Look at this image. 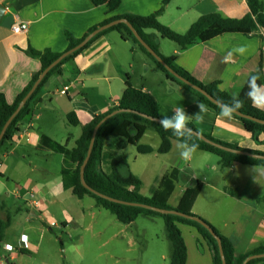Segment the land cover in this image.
<instances>
[{
	"label": "crops",
	"instance_id": "1",
	"mask_svg": "<svg viewBox=\"0 0 264 264\" xmlns=\"http://www.w3.org/2000/svg\"><path fill=\"white\" fill-rule=\"evenodd\" d=\"M164 1L122 0L117 9L110 11L105 5L95 6L91 0H0V7L5 8L0 22V93L13 104L33 75L41 72V62L26 54L29 47L62 55L69 47L67 33L80 40L109 19L128 14L150 16L160 11ZM249 1L171 0L158 20L176 33H185L201 16L208 14L242 19L250 12ZM262 3L264 6V0ZM18 22L28 23L27 34L13 33L12 28ZM168 42L171 41L158 40L159 52L174 57L178 66L204 85L218 83L221 91L239 96L248 90V78L260 72L263 82L260 77L258 83L264 84V29L249 34H223L186 50ZM239 47L246 49L243 55L234 51ZM230 53L231 59H227ZM128 80L157 100L161 116L171 115L176 107L182 106L193 116L190 124L200 133L264 153V135L260 136L262 143H255L238 120L224 118L209 109L202 120L196 119L194 115L199 109L189 91L168 80L131 41L123 40L119 32H108L65 62L41 88L30 103L31 113L23 121L19 134L0 154V201L11 215L10 227L0 244V264H100L106 256L110 260L108 264H118V252L124 245L139 246L140 238H148L141 244L144 249L157 244L155 236H147L145 223L136 230L133 228L139 226L141 217L154 224H164L161 217L140 216L126 225L98 206L93 198L79 199L72 192L70 172L74 167L67 166L68 173L64 175L63 155L41 144L42 138L47 137L73 149L82 128L113 107V101L119 100ZM67 85L70 89L62 95ZM69 115L78 120V126L69 123ZM140 143L153 149L145 155L156 154L161 138L154 130H147ZM178 143L173 140L171 151L160 154L168 164L162 174L147 177L149 194L142 193V186L140 193L150 196L157 179L176 171L178 180L168 201L175 208L186 190L200 181L203 188L193 214L229 239L237 256L264 247V167L238 163L223 167L218 156L200 150L191 159L183 160ZM128 148L123 151L126 160ZM127 163L129 170L128 160ZM120 171L123 174L127 169ZM137 177L144 185L145 180ZM17 186L22 190L17 191ZM33 189H37L38 198L45 200L44 207L25 205L29 200L27 192ZM177 190L180 194L173 202ZM178 227L187 247V264H213L210 247L197 229L182 223ZM22 237H26L29 249L25 248ZM7 246L13 247L17 257L10 255ZM164 251L160 249L153 261L144 253L141 264H169Z\"/></svg>",
	"mask_w": 264,
	"mask_h": 264
},
{
	"label": "trees",
	"instance_id": "2",
	"mask_svg": "<svg viewBox=\"0 0 264 264\" xmlns=\"http://www.w3.org/2000/svg\"><path fill=\"white\" fill-rule=\"evenodd\" d=\"M91 1L97 7L105 5L110 11H113L121 5L122 0ZM170 1L171 0H165L160 11L150 16L145 17L128 14L122 17L109 19L103 24L91 29L89 33L80 40L74 39L70 33H67L66 36L69 41L68 50L76 47L91 32L95 31L99 27L113 21L126 19L133 26V28L143 39V41L152 50H154L156 54L180 77L202 88L218 102L230 103L232 95L221 91L218 88V83L204 85L196 80L188 71L178 66L175 63L174 57L163 56L159 52L158 40H169L177 44L180 50H186L197 43L209 41L223 34H249L259 29H264V6L262 0H250L248 4L250 12L242 19L224 18L216 13L208 14L201 16L190 26V28L185 33H176L170 28L162 25L158 20L159 16L163 13L165 6ZM111 31H117L121 34L123 40L131 41L153 62L155 67L161 73H163L168 80L180 85L181 87L189 91L195 97L196 101L203 102L207 105L210 111L216 113L217 115H220V108L217 105L213 104L200 92L189 87L188 85L174 77L146 50L145 47H143L138 42L132 31L125 24H118L99 33L92 40H90L85 47L66 57L45 76L33 95L27 101L25 106L21 109V111L8 126L0 142V154L3 152L7 144L11 143L15 136L20 132L23 121L31 113L30 103L38 95L41 88L49 81V79L59 71L60 67L65 62L74 59L81 52L87 49L97 38ZM148 31L153 32L148 33ZM26 54L32 58L38 59L41 62L42 69L41 72L33 75L29 84L17 96L13 104H10L7 101L5 95L0 93V134L9 118L18 108L21 101L26 97V95L34 86L42 71L48 68L61 56V54L53 53L50 50L39 52L31 47L27 49ZM258 75L259 77H261V82H263L262 73L260 72V74ZM247 91L248 90L243 91L238 96L244 102V106L239 110V113L244 116L253 117L258 120L264 121V111H259L252 106L251 102L246 97ZM118 110H125L126 112L119 113L111 117L98 130L93 151L84 172L85 182L90 188L117 200L143 204L162 210L177 211L187 217L200 219L201 221L205 222L220 238L226 264H244V262L250 256L264 253V247H259L247 254L237 256L234 247L229 239L221 235L209 222L193 214V207L203 188V184L200 181L197 182L195 187L188 188L186 190L180 200L179 205L175 208L171 207L168 201L170 196L174 192L175 184L178 180V173L176 171H172L171 173L164 175L162 178L157 179L155 183L156 185L150 189V196L146 197L140 193L142 182L137 176L129 172L128 163L123 154V151L129 145H133L136 147L139 154L145 155L152 153L153 149L151 147L144 146L140 143L147 130H154L161 138V145L158 149V153L161 155L169 153L172 148V141H178V139L173 136L171 132L165 131L159 123L146 119L138 114L127 112L133 111L155 119L161 118L160 105L157 100L150 93L135 88L129 82V80L126 83V88L123 94L119 98V105L110 108L106 113L102 115L96 116L93 121L84 126L82 128V134L77 140L76 146L73 149H67L65 146L54 143L47 137H43L41 140V144L43 145V147L55 153L63 155L65 167L63 169L64 175L68 173V170H66L67 166H70L72 168L74 167V169L70 173H72V192L75 196H77L79 199H83L85 196L93 198L98 206L107 210L109 213L115 216L119 222L126 225L135 222L140 216L161 217L165 224L167 237L172 245L170 264H187V247L181 230L178 227V224L180 223L187 224L196 228L201 237L208 243L210 247L213 257V264H223L216 239L200 223L189 218L177 215L160 214L158 212L141 207L114 203L95 195L94 193L83 187L80 178V170L88 155V149L90 146L93 131L95 127L106 116ZM232 118L242 123L245 130L252 135V139L255 143H262V141L260 140V136L264 135L263 124H260L246 117L238 116L236 114H234ZM68 120L72 126L79 125L78 120L76 118L73 119L72 115L68 116ZM189 126L193 128L194 131L199 132L192 124H190ZM203 135L216 144L235 150L247 151L256 155L264 156V153L242 149L237 145L227 144L216 140L211 136L205 134ZM192 142H195L199 145L198 150L218 156L223 167H228L235 163L264 167V160L262 159H255L221 150L217 147L207 144L196 136L193 137ZM121 168H126L127 171L122 174L120 171ZM10 224L11 215L9 212H7L5 206L0 201V244L4 241L6 231L10 227ZM263 261L264 258H261L250 261L247 264H259Z\"/></svg>",
	"mask_w": 264,
	"mask_h": 264
},
{
	"label": "water",
	"instance_id": "3",
	"mask_svg": "<svg viewBox=\"0 0 264 264\" xmlns=\"http://www.w3.org/2000/svg\"><path fill=\"white\" fill-rule=\"evenodd\" d=\"M5 10L4 7H0V22H1V16H2V13L3 11ZM118 24H125L133 33V35L136 37V39L138 40V42L146 48V50L158 61L160 62L174 77H176L177 79H179L180 81H182L183 83H185L186 85H188L189 87L195 89L196 91L200 92L201 94H203L206 98H208L213 104L215 105H219L221 104V102H218L217 100H215L212 96H210L205 90H203L202 88L192 84L191 82L185 80L184 78L180 77L176 72H174L157 54L154 50H152L144 41L143 39L139 36V34L136 32V30L133 28V26L126 20V19H120V20H117V21H113V22H110L108 24H105L101 27H99L98 29H96L95 31L91 32L83 41H81L76 47H74L73 49L71 50H68L66 51L65 53H63L56 61H54L48 68H46L44 71H42L41 75L39 76L38 80L35 82L34 86L32 87V89L30 90V92L26 95V97L21 101V103L19 104L18 108L16 109V111L13 113V115L9 118V120L7 121V123L5 124L1 134H0V142L8 128V126L11 124L12 120L17 116V114L21 111V109L25 106V104L27 103V101L30 99V97L33 95V93L35 92V90L38 88L39 84L42 82V80L45 78V76L55 67L57 66L62 60H64L66 57H68L69 55L75 53L76 51L82 49L83 47H85L87 45V43L92 40L95 36H97L99 33H101L102 31H105L113 26H116ZM123 112H126L125 110H118V111H115L114 113L106 116L94 129L93 131V134H92V138H91V142H90V146H89V149H88V155L81 167V170H80V178H81V182H82V185L83 187H85L86 189H88L90 192L94 193L95 195L103 198V199H106V200H109L111 202H114V203H119V204H123V205H127V206H135V207H141V208H145V209H149V210H152V211H155V212H158L160 214H170V215H177V216H181V217H185V218H189L193 221H196L198 223H200L203 227H205L210 233L211 235L216 239L217 243H218V247H219V251H220V255H221V259H222V263L223 264H226V261H225V256H224V253H223V247H222V242L220 240V238L215 234V232L203 221H201L200 219L198 218H193V217H187L185 216L184 214H181L177 211H170V210H162V209H158V208H154V207H151V206H147V205H143V204H137V203H130V202H125V201H121V200H117V199H114V198H111L109 196H106L104 194H101L95 190H93L92 188H90L87 183L85 182V178H84V172H85V168L89 162V159H90V156L92 154V151H93V147H94V143H95V140H96V136H97V133H98V130L99 128L107 121L109 120L111 117L119 114V113H123ZM127 112H130V113H135V114H138L146 119H149L151 121H154V122H157L159 123V119H155V118H152V117H149L147 115H144V114H140V113H137V112H133V111H127ZM236 115L238 116H241V117H246L248 119H251L253 121H256L260 124H263L264 125V121H261V120H258L256 118H253V117H248V116H244L242 115L241 113H236ZM195 132V135L197 138L201 139L202 141L206 142L207 144H210L214 147H217L221 150H224V151H227V152H230V153H234V154H238V155H244V156H247V157H251V158H255V159H262L264 160V156L262 155H256V154H253V153H250V152H247V151H241V150H235V149H232V148H228V147H225V146H222V145H219V144H216L214 142H212L211 140L207 139L203 134L199 133V132ZM261 258H264V253L262 254H256V255H253V256H250L245 262L244 264H247L248 262L250 261H253V260H256V259H261Z\"/></svg>",
	"mask_w": 264,
	"mask_h": 264
},
{
	"label": "rangeland",
	"instance_id": "4",
	"mask_svg": "<svg viewBox=\"0 0 264 264\" xmlns=\"http://www.w3.org/2000/svg\"><path fill=\"white\" fill-rule=\"evenodd\" d=\"M128 147L129 148L126 150V157L127 160L129 161V172H131L134 175L138 174L139 176H141V178H143V180H145L144 185H142V193L148 195L149 187L147 183V177L153 173L157 175L162 174L168 163L166 160H164L165 159L164 156H161L158 153L156 154L154 153L151 155H139L134 146H128ZM185 165L182 166L183 169L186 167ZM179 194H180V190H177L173 198V202H175V200L179 197ZM112 217L115 218L113 215ZM143 223H145L146 227H148L147 236L149 237V234L150 236L151 235L155 236V242L157 244L153 243L152 245H150L149 249H144L141 247V244L142 245L145 244L148 238L146 240L140 238L138 239V242L140 243L139 246L137 245L131 246L129 244L128 247L127 245H124V247L121 248L118 252V254H120L119 256L120 261L118 264H141V261L144 258V253L146 257H148L151 261H153L155 256L158 255V251L160 249H165L164 252H165L166 260L170 264L172 245L167 237L165 225L163 224V222H161L160 224H156V223L154 224L148 221L147 218L141 217L140 220L138 221L139 226H135V228L133 229L136 230L137 228H140V226L144 225ZM157 236H159L160 240H158ZM160 261H162V259H160ZM109 262L110 260L108 259L107 256L100 260V264H108Z\"/></svg>",
	"mask_w": 264,
	"mask_h": 264
},
{
	"label": "clouds",
	"instance_id": "5",
	"mask_svg": "<svg viewBox=\"0 0 264 264\" xmlns=\"http://www.w3.org/2000/svg\"><path fill=\"white\" fill-rule=\"evenodd\" d=\"M234 51L244 54L246 49L239 47ZM227 59H231V53ZM260 80L259 75H251L247 80L246 97L251 102L252 106L259 111H264V84L258 83ZM199 109L198 113L195 114V118L202 120L204 114H207L208 107L201 101H196ZM244 106L243 100L238 95H233L231 102H225L218 105L220 108V116L231 119L234 114L238 113ZM192 115H189L185 108L182 106L176 107L171 115H162L159 119V124L165 131H169L175 136L179 143L178 148L180 150V157L183 160H189L199 149V145L192 142L195 132L189 125L192 120ZM256 170V167H255Z\"/></svg>",
	"mask_w": 264,
	"mask_h": 264
},
{
	"label": "built area",
	"instance_id": "6",
	"mask_svg": "<svg viewBox=\"0 0 264 264\" xmlns=\"http://www.w3.org/2000/svg\"><path fill=\"white\" fill-rule=\"evenodd\" d=\"M12 31L14 34H17V35L27 34L29 32V25H28V23H25V22H18L13 26ZM69 89H70V85L65 86L63 88V90L61 91V94L66 95L68 93ZM118 105H119V100H114L112 106L115 107ZM20 190H22L21 187L17 186V191H20ZM37 192H38L37 189H33L32 191L27 192V195L29 197V200L27 199L25 201V205L27 207L42 208L46 205L44 199L37 197ZM22 241L25 244V248L29 249L30 245L26 242V237H22ZM7 249L11 252L10 255H14V257H17L18 253L13 252L12 246H7Z\"/></svg>",
	"mask_w": 264,
	"mask_h": 264
}]
</instances>
